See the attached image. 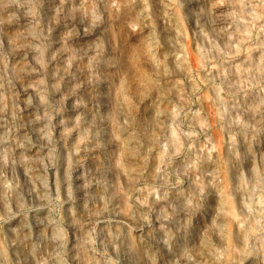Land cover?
<instances>
[{
  "label": "clouds",
  "instance_id": "obj_1",
  "mask_svg": "<svg viewBox=\"0 0 264 264\" xmlns=\"http://www.w3.org/2000/svg\"><path fill=\"white\" fill-rule=\"evenodd\" d=\"M0 264H264V0H0Z\"/></svg>",
  "mask_w": 264,
  "mask_h": 264
}]
</instances>
